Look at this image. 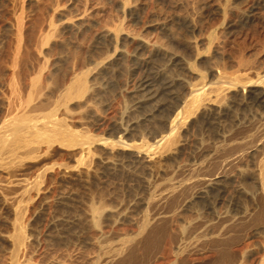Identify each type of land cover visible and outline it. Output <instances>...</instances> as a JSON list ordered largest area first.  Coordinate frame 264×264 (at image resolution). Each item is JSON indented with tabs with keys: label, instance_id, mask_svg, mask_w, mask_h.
I'll use <instances>...</instances> for the list:
<instances>
[{
	"label": "rangeland",
	"instance_id": "1",
	"mask_svg": "<svg viewBox=\"0 0 264 264\" xmlns=\"http://www.w3.org/2000/svg\"><path fill=\"white\" fill-rule=\"evenodd\" d=\"M225 2L234 9L248 0H0V127L24 112L39 126L53 112L66 116L78 135L70 145L41 142L31 154L22 147L0 151V264L12 262L18 224L26 231L21 264H98L129 238L130 249L150 264H225L229 255L242 253L249 256L239 264H264V232L237 225L223 240L214 237L219 227L214 209L225 211L231 201H214V193L202 200L208 188L198 182L212 176L231 149L245 151L236 162L239 169L257 176L264 168V144L250 156L263 143L264 106L244 104L232 116L189 111L194 93L181 83L174 87L181 98L177 105L167 92L139 103L126 81L138 60L124 58L109 71L119 55L102 60L106 53L101 54L109 42L105 34L119 30V47L133 53L144 43L160 51L152 72L166 70L170 57L180 59L192 70L173 65L166 73L188 86H204L213 99L230 95L225 88L231 82L256 81L262 87L264 21L225 29L235 15L214 11ZM261 14L264 18V9ZM164 22L168 31L161 28ZM132 37L136 43L129 46ZM214 44L223 57L213 52ZM93 50L96 61L90 60ZM82 73L97 93L56 109L58 93H49V87L61 88ZM178 112L187 117L172 148L163 152L156 141L172 133L163 120ZM105 142L134 145L154 159L142 168L131 148L108 154ZM20 180L31 186L24 195L16 185ZM243 186L255 190L250 178ZM173 189L169 199L161 198ZM161 215L171 217L137 235L146 217Z\"/></svg>",
	"mask_w": 264,
	"mask_h": 264
},
{
	"label": "bare ground",
	"instance_id": "2",
	"mask_svg": "<svg viewBox=\"0 0 264 264\" xmlns=\"http://www.w3.org/2000/svg\"><path fill=\"white\" fill-rule=\"evenodd\" d=\"M226 1L228 2V0ZM233 8L234 9H232L230 4L226 2L215 6V14H225V16H227V14L231 12V14L235 15V19L229 18V20L227 18L229 21H227L225 29L233 27L234 24L235 26H240L243 29L252 24L262 23L264 21L261 14V11L264 9V0H248L245 6ZM137 9H132V13L138 14L136 12ZM138 16L139 15L135 16V18H138ZM162 24L163 26L161 28H165L168 31L169 28H167V23L164 22ZM185 24L188 27H192L191 20L187 18L185 19ZM17 34H19V28L17 29ZM105 37L109 38V42L105 45L104 50H101V54L106 53L102 60L111 57L114 53L119 55L115 61L110 63L112 65L107 68L109 71L113 69L112 66L119 64L124 58L129 60L130 57H134L138 60L136 68L129 70L126 81L128 84L131 83L134 93L137 98H139V103H148L150 100L160 97L163 93L167 92L174 94V98L178 99L176 102L177 105L181 101V98L175 94L174 87L178 83H181L190 93H194L192 99L188 103L189 111H198L201 108L202 112L207 109L209 116H232V112H235L244 104L252 109L264 106V86L260 87L261 84L255 83L256 81L249 82V84L231 82L232 85L225 88V90L233 91L230 95L222 93L221 96L213 99L211 96H206L207 89L204 86L199 88L188 86L184 84L183 81H180L181 78H174L172 75H168L166 73V70L173 68V65L181 69L192 70L180 59L170 57L166 70L154 73L151 71V63L153 57L159 55L160 51L156 49L153 50L144 43L139 45V47L135 49L137 51H133V53L127 48V46L124 48L119 47V30L109 32L105 34ZM129 40V46H133V44L136 43V38L134 37ZM111 49L113 51H111ZM95 51L97 50H93V54L90 56V60L92 61H96L98 58L95 56L96 54L94 55V53H96ZM213 52H220L218 44L213 45ZM220 53L223 57V52ZM239 62H245L243 57L240 58ZM241 86L243 87V93L240 89ZM246 87H250V89L248 90ZM253 87L255 89H253ZM48 92L58 93L54 105V107L58 109L61 105H64L66 108V103L72 98H91L97 93V90L91 88L88 83L87 76L82 73L73 76L71 82L69 84H65L61 88L57 85L49 87ZM86 102H88V100ZM93 115L96 119L99 118L97 112L93 111ZM149 115L150 114H147L144 119L148 120L147 116ZM186 117L183 116L181 112H178L175 115L170 113L168 118L163 120L164 127L172 131V133L168 136H162L156 141L160 150L166 152L172 148V145L176 141L177 130ZM135 126H137V124ZM77 137L78 135L76 132L69 127L66 116L59 117L56 116V113L50 112L47 115V119L42 121L38 126V124H33L29 114L24 112L22 114L14 115L0 127V151L4 148L14 151L17 148L22 147L25 154H31L34 150L41 149V142L59 140L66 142L67 145H70L74 143ZM33 141H37V144H34ZM83 144L84 143H81V151L85 149V147L82 146ZM263 144L264 133L262 146L257 145V148L250 152V156H254V154L259 151V148L263 147ZM127 145L128 144L125 142H121L119 144L109 142L103 143V147L108 154L131 148L132 156L136 159V161H138V163L141 164L140 167L142 168L147 166L145 163L151 162L154 159V156L144 153L141 149L135 148L134 145L130 144L131 147H127ZM243 151V148L238 150L231 149L227 152L223 159L219 160L212 176H204L198 179V182L204 184L205 187L208 188L207 191H203L201 193L204 195L199 196L202 200L207 199V195L209 193H214V201H231V206L225 211H219L218 207L214 209L216 210L214 213L216 222L219 224L214 237L222 238V240L223 238L230 236L228 234H230L234 230L233 227L237 225L244 226L247 229L251 228L254 233L264 232V168L260 170L257 176L254 175V173L248 174L243 169H239L236 162L241 159ZM11 162H13V160ZM103 163L106 165L111 164L108 160L103 161ZM262 163L264 165V161H262ZM150 165H153V163ZM135 170H138V168ZM248 178L252 180L253 187L255 188L254 191L249 192L243 186V180ZM16 185L22 188V195H24L31 187L29 183H25L24 180L18 181ZM174 192L175 189L161 198L169 199ZM244 201H248V205H245L243 203ZM95 213L96 211L94 210L92 215L94 216ZM169 217H171V215H161L152 219L146 217L137 231V235L143 236L147 232L155 230L154 224L156 221L167 219ZM95 221H97V218H95ZM16 228L13 240L11 264H21L19 258L22 244L26 239V231L24 228L20 224H18ZM132 241L133 238L126 240V243L121 248L117 249L115 253L106 256V258L98 264H150V262L147 261V256H139L133 249H130L128 242ZM262 250L264 251V243L262 244ZM248 256L249 255L247 253H242L239 256L229 255L225 264H239L246 261Z\"/></svg>",
	"mask_w": 264,
	"mask_h": 264
}]
</instances>
